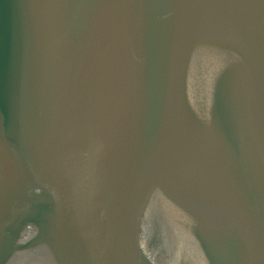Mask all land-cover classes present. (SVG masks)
I'll list each match as a JSON object with an SVG mask.
<instances>
[{
	"label": "water",
	"instance_id": "water-1",
	"mask_svg": "<svg viewBox=\"0 0 264 264\" xmlns=\"http://www.w3.org/2000/svg\"><path fill=\"white\" fill-rule=\"evenodd\" d=\"M0 264H264V0H0Z\"/></svg>",
	"mask_w": 264,
	"mask_h": 264
}]
</instances>
